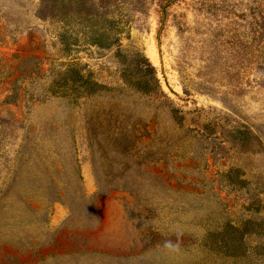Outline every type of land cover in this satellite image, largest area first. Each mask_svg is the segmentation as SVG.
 <instances>
[{
    "label": "rangeland",
    "instance_id": "1",
    "mask_svg": "<svg viewBox=\"0 0 264 264\" xmlns=\"http://www.w3.org/2000/svg\"><path fill=\"white\" fill-rule=\"evenodd\" d=\"M0 264H264V0H0Z\"/></svg>",
    "mask_w": 264,
    "mask_h": 264
},
{
    "label": "water",
    "instance_id": "2",
    "mask_svg": "<svg viewBox=\"0 0 264 264\" xmlns=\"http://www.w3.org/2000/svg\"><path fill=\"white\" fill-rule=\"evenodd\" d=\"M159 47H160V43H159Z\"/></svg>",
    "mask_w": 264,
    "mask_h": 264
}]
</instances>
